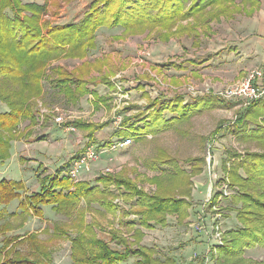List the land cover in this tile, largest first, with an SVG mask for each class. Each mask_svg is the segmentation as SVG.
Masks as SVG:
<instances>
[{
    "label": "rangeland",
    "instance_id": "374dc122",
    "mask_svg": "<svg viewBox=\"0 0 264 264\" xmlns=\"http://www.w3.org/2000/svg\"><path fill=\"white\" fill-rule=\"evenodd\" d=\"M18 1L20 2L15 14L11 10L7 11L8 14L13 17H25L32 23H34L35 13L30 10L31 6L45 4L47 13L41 14L37 18L39 22L36 21V23L42 24L45 21L51 23L55 21L52 18H46L48 14L55 18H61L64 13L74 15L71 14L73 13V9L70 10L71 5L76 8L74 13H78V17H80L78 9L81 11L87 9L91 0ZM153 38L158 42L157 38ZM154 43L152 44L154 45ZM154 47L155 45L152 47L150 56V63L153 67L152 74L146 73L150 75L146 77V81H137L139 77H136L133 78V82L114 83L113 92L109 96L111 108L108 109H112V112L105 113L106 119L112 120L111 124L114 125V130L116 124L113 120L118 119L119 124L127 119L129 114L132 115L131 113L139 108L143 109L149 99L156 100L157 97H160L162 101L170 99L162 94L165 92L162 88L155 87L153 89L156 86L153 83L154 80L157 85H161L160 79L163 81L160 78L163 72H160V69L156 70V67L153 66V64L157 65L153 56ZM171 51V57H181L176 50ZM178 52L182 53L184 57L187 54L198 55L195 51L187 48ZM142 53L148 52L143 50ZM195 57L196 61L200 59L199 56ZM136 66L139 67L138 63ZM257 68L264 69L259 66L251 70ZM45 69L42 80L50 82L52 70L51 68L48 70L47 67ZM139 69V71L142 70L140 67ZM251 70L245 74V77ZM134 72L138 74L136 71ZM123 75L121 73L117 79L124 80ZM69 81L75 82L71 78ZM233 84L235 82L215 84L213 87L215 89H211L208 95L206 87L199 86L198 90H203L206 93L198 95L196 107L200 111L195 110L192 116L190 115L184 121L181 117L173 118L172 113L165 112L164 117L167 119H164L163 123L166 128L159 135L150 139L146 136L140 138L141 140L133 138L131 146L120 148L115 152L119 162L114 166L110 165V162L95 166L102 158L91 162L88 167L85 166L79 182H89L91 185H97L96 188L88 195L78 196L75 194V197H69L67 205L58 211L53 208L52 204H44L41 206L43 210L41 216L31 214L32 212L30 214L23 213L19 202L24 200L28 193L39 190L40 187L37 186L36 180H32L35 181L33 183L31 181L26 183V188L5 204V209L3 208L7 215L0 223L5 224L6 228L4 232L0 230L2 231L0 241L4 236L12 238L23 236L25 238L23 241L17 242V239L12 244H8L9 259L11 257L12 259H21L26 255L32 260L39 259L47 264H73L72 252H75L76 242L103 239L113 249L122 250L121 242L128 245L129 248H147L153 257L162 261V264H173L171 259L175 261V264H262L261 261L264 257L262 245H251L244 252H239L231 257L224 256L219 251V245L226 244L228 241L231 243L230 239L233 233L229 231L241 226L236 211V207L240 204L236 205L234 202V195L238 194L239 185L236 182L237 179L232 175L233 171H239L244 175L245 172L238 168V163H242L251 152H264V141L247 140L244 135L245 129L264 125V100L261 98L262 104L258 102L259 99L246 103L240 98L224 97L222 93ZM44 85L47 88L48 82H44ZM188 85H183L185 89L180 91H182V95H187L190 99L195 91L192 88L188 90V87L191 86ZM53 89L54 91H50V87H48L45 91L41 89L38 94L32 92L27 94L30 97V102L35 100L36 103L32 102L29 106L33 112L32 117H27L19 124L21 129L29 124L27 121L40 116L41 125L37 126L35 133L43 135L42 132L47 127L46 123L53 124L54 119L60 116L65 117L63 114L66 110L85 115L88 120L98 116V114L90 112L91 106L80 107L76 111L69 105L71 103L60 94L58 88ZM134 91L141 93L140 97L147 96L148 99H145L146 101L142 104L134 103L133 95L136 93ZM20 99L23 100V98ZM7 104L0 101V112L9 110ZM246 110L248 112L243 114ZM173 114L175 115L176 112ZM96 126L93 124L88 126L91 130L90 133L97 131ZM76 128L77 126L71 131H76ZM0 134V136L3 134L8 136L4 128H1ZM17 134L22 136L18 137L21 139L28 137L27 134ZM19 144L15 142L21 151L24 143ZM160 145H163L164 148H160ZM16 146L11 148L13 147L11 144L9 157L5 162L0 163V179L7 176L14 177L15 180L27 179L31 174L35 175L37 172L35 166L37 164L31 163L30 159H27L26 163L17 161L20 160V151H16ZM19 164L28 165L27 169L20 170ZM52 164L57 166L56 162L48 163L49 166ZM32 166H35V169H32ZM6 168L8 169L5 171ZM1 173L4 174L1 175ZM40 173L39 175L45 176L43 168ZM116 177L132 181L148 194L160 193L176 198L184 197L185 207L180 212V216L168 214L166 223L163 225L155 220H150V224L143 223L144 220H140V211H143L144 207L140 205L137 196L127 191L123 183L115 181ZM65 189L74 190V184H66ZM13 212L16 214L12 216ZM0 245L2 246V244ZM77 247L81 249L79 246ZM135 260L136 257H130L122 264H134Z\"/></svg>",
    "mask_w": 264,
    "mask_h": 264
},
{
    "label": "crops",
    "instance_id": "0c3cea01",
    "mask_svg": "<svg viewBox=\"0 0 264 264\" xmlns=\"http://www.w3.org/2000/svg\"><path fill=\"white\" fill-rule=\"evenodd\" d=\"M193 1L200 3V6L194 9L196 13L187 19L180 20L171 28L158 26L136 33H127L121 25H102L95 31L93 39L89 43L90 47L84 56H60L48 63L47 69L51 68L52 70L51 81L42 80L43 90L50 87V91H54L53 88H58L60 94L71 103L69 105L76 111L80 107L91 106L90 112H94L98 116L88 120L85 115L63 110L65 120L57 122L54 119L53 124L46 123L47 127L46 130L44 128L43 135L35 133L37 126L41 125L40 116L27 121L29 124H26L24 129L20 128V133L27 134L28 137L17 138L10 143L13 145L11 148L16 146L15 142L24 143L21 151L16 146V151H20V160H17L19 163L21 161L26 163L27 159H30L31 163L37 164L35 165L37 167L36 176L31 174L27 179H20L25 186L30 181L35 182L32 180H36L37 186H40L44 177L50 175L53 177L61 169L63 170L62 174L68 175V169L61 166L72 157L78 156L86 143L94 144L97 141L95 144L97 146L110 147L116 139L120 138L115 136V132L119 128L130 129L132 125L142 123L141 121L135 123L137 121L135 116L141 112H144L141 118L147 117L153 109L163 105L169 106L163 111V115L168 112L172 113V117L179 118L177 114H173L172 105L193 104L198 100L199 93L206 94L203 90H198L199 86L206 87L208 95L211 89H215L213 88L215 84L236 83L242 80L249 70L259 66L264 67V0H188L183 10H187ZM92 2L93 0L89 1L87 9H82V11L78 9L80 17H78V13H74L76 8L71 5L70 10L73 9L71 14L74 15L64 13L61 18H55L48 14L46 18L54 19L55 21L52 22L54 24L78 23L85 17ZM153 37L157 38L158 42ZM153 42H155L153 56L157 62V65L153 64V66L156 67V70L160 69V72H163L160 77L163 79V81L160 79L161 85H157L154 80L153 83L156 86L153 89L155 87L162 88L165 90L162 94L170 99H167L168 101H162L160 97H157L156 100L149 99L143 109L139 108L131 113L132 115L129 114L127 126H121V122L119 126L118 119L113 120L116 124L114 130V125L111 124L112 120L106 119L107 115L105 116L108 111L112 112V109H108L111 108L109 96L113 92L114 83L133 82V78L136 77H139L137 81H146V77L152 74L153 67L150 63V56L154 46ZM186 48L195 51L198 55L187 54L184 57L182 53L178 52L186 50ZM170 49L176 50L181 57H171ZM143 50L148 53H142ZM201 53L202 55H200ZM195 56H199L200 59L196 61ZM136 63L142 68L141 71ZM121 73L124 74L122 77L125 78L124 80L117 79ZM70 78L75 82L69 81ZM44 82H48L47 88ZM52 82L54 83L52 84ZM188 84L191 85L188 90L192 88L195 91L190 99L187 95H182V91H180L185 89L183 85ZM67 88L71 90V93L68 92L69 90L66 91ZM134 92H136L133 95L134 103L142 104L146 101L145 99H148L147 96L143 98L140 97L141 93ZM32 102L36 103L35 100ZM115 109L114 107L113 110L115 111ZM196 111H200V109L198 108ZM41 117L43 118V116ZM118 117L120 116L118 115ZM105 123L107 124L104 127L90 133L91 130L88 126ZM69 126L74 128L77 126V130L71 131L68 129ZM165 128L157 132L145 133L142 137L146 136L150 139L159 135ZM28 141L31 143H27ZM127 147L129 146L123 148ZM159 147L164 148L163 145ZM117 150L112 149L103 154L102 159L100 158L101 160L95 166L107 162L114 166L119 162L118 156L115 155ZM13 160L16 161V159ZM51 161L56 162L57 166L55 167L54 164L51 165L52 167L49 166L48 163H52ZM27 166L20 165V170L27 169ZM35 166H32V169H35ZM42 168L45 170V176L39 175ZM7 178L13 179L14 177L7 176Z\"/></svg>",
    "mask_w": 264,
    "mask_h": 264
},
{
    "label": "trees",
    "instance_id": "16d2710c",
    "mask_svg": "<svg viewBox=\"0 0 264 264\" xmlns=\"http://www.w3.org/2000/svg\"><path fill=\"white\" fill-rule=\"evenodd\" d=\"M187 1L93 0L85 17L78 23L54 24L45 21L38 24L36 23V21L39 22L37 18L41 14L47 13L45 4L31 6L30 10L35 13L34 23H32L25 17H13L8 14V10L15 14L20 1L0 0V101L8 103L9 107V110L0 112V131L1 128H4L8 135L0 136V144L2 143L0 145V163L5 162L9 157L11 141L21 137L20 134H17L20 133L19 124L27 117H32L33 112L29 107L32 101L30 102V97L27 94L30 92L38 94L43 89L42 78L49 60L60 56H84L90 47L89 43L92 41L95 31L102 25H121L127 33H136L158 26L171 28L180 20L194 15L196 13L194 9L200 6V3L193 1L187 10H183ZM66 91L71 93L68 88ZM262 99L264 100V97ZM262 99L258 100L261 104ZM179 105L181 104L172 105L171 110L183 120L198 108L196 107L197 103ZM168 108L169 106H157L147 117L143 118L141 116L144 115V112L137 114L135 123L138 121L142 123L134 124L130 129L119 128L115 132V136L120 138L130 136L139 140L145 133H153L165 128L163 111ZM245 112L248 111H244L243 114ZM127 123L128 118L121 122V126H127ZM106 124L97 125L95 129L104 127ZM244 135L247 140L264 141V125L245 129ZM73 158L61 167L67 170ZM238 168L245 172L242 175L239 171L232 169V175L237 179L236 182L239 185V192L234 195V202L236 205L240 204L236 207V211L241 226L229 231L233 233L230 239L231 243L228 241L226 244L219 245L220 253L227 257L244 252L251 245L264 247V152L249 153L242 163H238ZM61 170L53 177L43 178L39 190L28 193L25 199L19 202L23 213L30 214L32 212L31 214L41 216L43 214L41 206L44 204H52L53 208L58 211L67 205L69 197H75V194L78 196L88 195L97 186L86 181V183H73L70 176L62 174L63 170ZM115 181L123 183L129 193L137 196L140 205L144 207V210L140 211V220L143 219V223L150 224V220H155L163 225L166 223L168 214L180 216V212L185 207L184 197L176 198L160 193L148 194L132 181L117 177ZM66 184H74V190L65 189ZM25 188L26 186L21 180L7 177L0 179V222L7 215L3 210V208L5 209L4 205ZM14 214L16 212L11 213L12 216ZM5 228V224L0 223V230L4 232ZM14 237L16 238L4 236L0 241L2 244V246L0 245V264H47L39 259L32 260L26 255L21 259H12V257L9 259L8 244H12L17 239V242L25 239L23 236ZM75 245L77 250L72 252L73 264H122L130 257H136L134 264H162V261L152 256L149 249L129 248L123 242H121L122 250L110 248L108 242L103 239L79 241ZM171 262L175 264L173 259ZM261 263L264 264V257Z\"/></svg>",
    "mask_w": 264,
    "mask_h": 264
},
{
    "label": "built area",
    "instance_id": "2783aa9c",
    "mask_svg": "<svg viewBox=\"0 0 264 264\" xmlns=\"http://www.w3.org/2000/svg\"><path fill=\"white\" fill-rule=\"evenodd\" d=\"M222 95L224 97L240 98L246 103L258 99L260 100L264 97V69L257 68L251 70L245 78L226 88ZM56 121L63 122V116L56 118ZM68 129L73 130L74 127L69 126ZM132 144L133 138L130 136L116 139L110 147H100L92 143L85 144L82 148V152L71 160L70 167L68 168V175L71 181L73 183L79 182L84 167H88L91 162L98 160L106 152L112 149L116 150L131 146Z\"/></svg>",
    "mask_w": 264,
    "mask_h": 264
}]
</instances>
